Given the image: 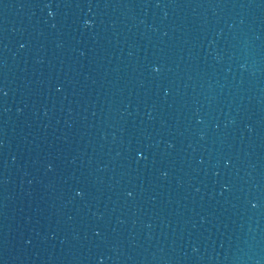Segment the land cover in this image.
Listing matches in <instances>:
<instances>
[{
  "label": "water",
  "instance_id": "1",
  "mask_svg": "<svg viewBox=\"0 0 264 264\" xmlns=\"http://www.w3.org/2000/svg\"><path fill=\"white\" fill-rule=\"evenodd\" d=\"M0 264H264V0H0Z\"/></svg>",
  "mask_w": 264,
  "mask_h": 264
}]
</instances>
